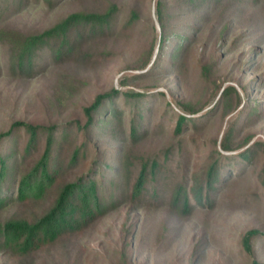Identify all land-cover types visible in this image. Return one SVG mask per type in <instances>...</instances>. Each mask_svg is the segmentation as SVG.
<instances>
[{
    "label": "rangeland",
    "instance_id": "1",
    "mask_svg": "<svg viewBox=\"0 0 264 264\" xmlns=\"http://www.w3.org/2000/svg\"><path fill=\"white\" fill-rule=\"evenodd\" d=\"M158 1L56 0L51 4L48 0H0V134L15 122L65 127L56 148V187L88 173L94 159L93 145L100 151V162L114 160L108 150L101 154L105 147L115 145L113 137H96L86 149L81 130L86 122L84 108L97 95L114 88L151 97L145 102L148 108L144 105L142 110L149 121H142V138L126 145L134 158L160 155L163 159L160 152L174 147L159 176L157 197L152 195V187L143 198L132 197L131 186L137 176L133 171L126 177L123 197L89 227L30 256L1 251L0 264H264V147L255 145L246 161L224 160L216 153L218 149L232 156L250 145L264 143V111L239 117L244 102L261 103L264 110V0H223L219 7L222 20L218 24L212 20L203 27L185 63L171 76L159 69L150 74L161 38ZM113 6L117 12L106 25L69 29L68 40L74 45L70 54L56 56L59 43L51 42L46 54L36 59V73L22 72L17 67L10 70V62L17 56L14 38L42 34L73 14H103ZM132 13L137 17L131 18ZM227 26L221 39L220 33ZM152 53L151 62L141 68ZM213 62L216 66L212 82H208L202 66ZM255 79L256 85H250ZM220 85L235 86L243 101L228 115L219 98ZM155 94L157 97H153ZM117 104L122 115L115 120L122 125V134L128 136L136 106L121 101ZM185 104L201 112L195 116L185 114ZM178 114L202 120L176 136ZM238 117L233 145L254 137L247 147L224 153L220 147L223 134ZM14 135V148L5 151L3 145L0 154L16 151L19 174H24L43 153L45 136L41 134L36 149L25 152L28 133L19 129ZM77 148L81 151L74 162L71 158ZM213 163L222 168L223 179L212 199L184 212L180 203L174 204L173 190L186 184L193 197V188L197 191L205 184ZM53 199L54 193L50 192L39 202L15 204L0 214V221L14 215L42 213ZM252 230L260 231L262 236L253 239L249 252L243 238Z\"/></svg>",
    "mask_w": 264,
    "mask_h": 264
},
{
    "label": "trees",
    "instance_id": "2",
    "mask_svg": "<svg viewBox=\"0 0 264 264\" xmlns=\"http://www.w3.org/2000/svg\"><path fill=\"white\" fill-rule=\"evenodd\" d=\"M55 1L48 0L51 4ZM222 2L223 0H159L156 12L161 29L158 53L154 59L152 53L141 68L146 67L153 59L150 74L159 69L166 75H173L172 71L185 63L189 50L195 44L197 35L202 33L203 27L212 20H215L217 24L222 20L223 12L219 11ZM115 12H117V8L114 6L103 14L80 12L71 15L42 34L20 36L14 39L12 37L15 41L17 56L13 63L10 62V70L14 71L17 67L22 72L36 73L38 68L36 59L46 54L51 42L59 43H57L58 46L56 45V56L64 57L74 49L73 43L68 40L67 36L72 26L106 25ZM136 17L137 15L132 13L131 18ZM227 30L228 26L223 28L220 33L221 39ZM165 62L167 63L165 64ZM168 63L171 65L168 66ZM172 63L174 64L173 67ZM215 66L216 62L202 66L203 76L208 82H212ZM256 83L257 80L255 79L251 81L250 85H256ZM126 84L123 83V85ZM217 90L220 93L219 98L224 104L226 115L243 105L241 94L235 86L223 87L220 85ZM243 91L246 93L245 87H243ZM157 95L155 94L153 97H157ZM149 98L151 97L147 94L122 92L114 88L108 93L97 95L93 103L84 108L86 122L81 127L85 136L83 146L86 149L90 148L92 139L94 140L96 137L102 139L106 138L105 136L113 137L115 145L105 147L101 154L103 155L108 150L114 160L105 162V164L103 160L100 162V151L93 145L94 159L88 173L73 182H67L61 187L55 186L59 164L56 148L59 139L66 132L65 127H59L57 124L45 127L15 122L6 132L0 134V147L5 145L4 150L9 151L14 148L12 142L15 137L14 132L19 129L25 130L29 135L25 152L36 149L40 143L41 134L45 136L43 153L33 167L24 174H19L20 164L16 151L13 150L11 154L3 152L0 154V214L15 204L27 205L35 203V201L39 202L44 200L50 192L54 193L51 206L47 207L44 212L27 213L23 216L14 215L5 221H0V252L7 251L17 256H30L66 235H75L83 231L100 214L105 213L107 208L116 205L123 197L127 185L126 177L133 171H136L137 176L133 186H131L132 197L134 199L143 198L151 187L152 195L158 196L157 182L160 183L159 176L167 166L169 153L174 147L160 152L163 153V159L160 155L134 158L131 148L126 149V145H129L131 141L137 143L143 136L141 133L145 127L142 125V121H149L142 110ZM118 101L128 104L134 103L136 106L132 110L133 116L130 118L128 136L122 134V125L116 121L122 115V110L117 104ZM109 105L111 108H108ZM184 108L185 114L192 116L201 112L192 104H185ZM262 111L264 110L261 108V103L244 102L239 117L241 118L245 113L249 116L259 115ZM102 112H104L103 116L101 115ZM185 114H178L174 130L176 136L182 135L188 125H196L202 120L198 117H188ZM100 117H103L104 120H101ZM239 117L223 134L220 147L224 153L236 152L247 147L254 137L249 136L238 145H233L232 139H234V134L237 131ZM5 142L6 144H4ZM255 145L264 147L263 142H258L232 156L224 155L218 149L216 153L224 160L241 159L246 161L251 157ZM80 151V148H77L73 152L72 161H77ZM221 169L219 170L218 165L213 163L207 171L205 184L197 191L193 188L192 191L194 192L191 193L193 194L191 198L186 184L182 183L179 187L176 186L173 190L174 204L180 203L183 211L188 212L194 209L196 203L201 204L204 200L210 201L216 186L223 179L220 180ZM98 175L101 176L100 180L97 179ZM259 235L262 236L260 231L252 230L244 236L243 245L247 251H251L252 241ZM252 264L261 263L254 261Z\"/></svg>",
    "mask_w": 264,
    "mask_h": 264
},
{
    "label": "water",
    "instance_id": "3",
    "mask_svg": "<svg viewBox=\"0 0 264 264\" xmlns=\"http://www.w3.org/2000/svg\"><path fill=\"white\" fill-rule=\"evenodd\" d=\"M158 29H160V27H158Z\"/></svg>",
    "mask_w": 264,
    "mask_h": 264
}]
</instances>
